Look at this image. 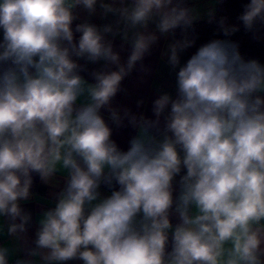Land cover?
Instances as JSON below:
<instances>
[{"label":"clouds","instance_id":"9594fccd","mask_svg":"<svg viewBox=\"0 0 264 264\" xmlns=\"http://www.w3.org/2000/svg\"><path fill=\"white\" fill-rule=\"evenodd\" d=\"M98 10L115 20L92 23ZM206 17L223 38L197 46L190 0H0V264H264V63L230 39L241 27L260 38L264 0L237 23L215 7ZM161 40L174 94L157 90L152 117L113 106ZM127 127L124 150L113 132ZM58 174L29 244L21 202L34 175L55 187Z\"/></svg>","mask_w":264,"mask_h":264},{"label":"crops","instance_id":"0c3cea01","mask_svg":"<svg viewBox=\"0 0 264 264\" xmlns=\"http://www.w3.org/2000/svg\"><path fill=\"white\" fill-rule=\"evenodd\" d=\"M191 4H194L198 7L201 11L202 19L206 18V11L211 8L215 7L216 3L214 0H190ZM79 14L81 20L89 19L87 13L83 10H79ZM92 23L99 25H103L104 23L113 22L115 17L109 16L107 19H102L99 15V10L97 15L90 18ZM199 20V21H201ZM80 22V21H77ZM77 38L79 34H76ZM0 38H2V32H0ZM112 39L111 36L108 37ZM168 41L161 40L160 44L153 48L152 55L145 58L144 63L145 65L151 68L150 74L144 76L143 82H141L142 74L134 71L131 76L127 77L123 83L122 87L126 89V92H121L117 95L115 100L113 101V106H120V107H128L133 112H143L146 116L152 117L151 113V102L157 95V90L161 91H168L174 94L175 92V73L171 72L167 63L166 58L161 57V51L164 48L165 44ZM123 41L118 36L114 39V50L119 51L121 54L122 62L127 59L129 48L127 45L121 49V44ZM190 54L186 52L182 57V62L188 58ZM79 63L85 64V61L80 60ZM103 61L97 64H86L87 71L82 72L81 75L88 79L91 82V77L89 76V72L92 70H99L103 66ZM143 99L145 103L140 107L137 108L136 102L137 100ZM105 118L107 119V113H105ZM135 135V130L127 127L121 129H114L113 132V139L118 143V145L126 150L128 147V140L131 136ZM185 170H182L181 175L184 174ZM180 177L177 176L174 180V197L178 194V184ZM58 181L59 183L53 187L52 185H46L41 183L38 176L34 175V183L31 189L33 193V198L27 202H21V206L26 210H29L33 214V223L28 230L27 236L29 237V244H31V240L35 238V231H36V219L38 215L43 211L46 210L48 207L51 206L49 201L53 200V193L58 192L64 183V177L61 174H58L54 180V183ZM112 190H118V185H114L113 189H109L108 187L102 185L100 188L101 196H108L111 194ZM171 222L175 225L178 222V218L173 214L171 217ZM0 223H3L2 218H0ZM6 231V229H5ZM9 238L5 234H0V244L8 243ZM14 244V242H13ZM170 250V247H169ZM17 255H24L23 252L17 253ZM67 264H82L81 261H70Z\"/></svg>","mask_w":264,"mask_h":264},{"label":"trees","instance_id":"16d2710c","mask_svg":"<svg viewBox=\"0 0 264 264\" xmlns=\"http://www.w3.org/2000/svg\"><path fill=\"white\" fill-rule=\"evenodd\" d=\"M247 0H223V3H216L215 9L217 18L226 16L229 23H237L236 17L242 11V4ZM197 38V46L212 38H223L216 32V25L209 24L207 17L201 21H197L194 25ZM259 39H254L252 34L246 33L243 28L234 34L230 39L239 42L240 51L246 58H256L264 63V29L258 33ZM195 51L192 48L189 54Z\"/></svg>","mask_w":264,"mask_h":264}]
</instances>
